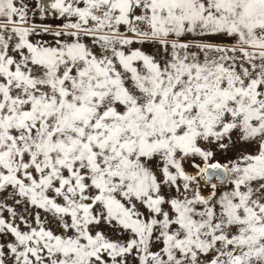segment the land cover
<instances>
[{"label":"snow or ice","instance_id":"snow-or-ice-1","mask_svg":"<svg viewBox=\"0 0 264 264\" xmlns=\"http://www.w3.org/2000/svg\"><path fill=\"white\" fill-rule=\"evenodd\" d=\"M0 264H264V0H0Z\"/></svg>","mask_w":264,"mask_h":264}]
</instances>
